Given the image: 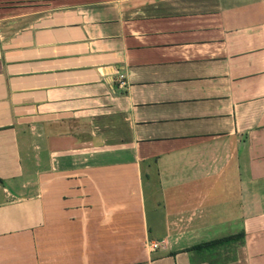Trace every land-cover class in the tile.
Wrapping results in <instances>:
<instances>
[{"label":"crops","instance_id":"crops-1","mask_svg":"<svg viewBox=\"0 0 264 264\" xmlns=\"http://www.w3.org/2000/svg\"><path fill=\"white\" fill-rule=\"evenodd\" d=\"M0 264H264V0H0Z\"/></svg>","mask_w":264,"mask_h":264},{"label":"trees","instance_id":"trees-1","mask_svg":"<svg viewBox=\"0 0 264 264\" xmlns=\"http://www.w3.org/2000/svg\"><path fill=\"white\" fill-rule=\"evenodd\" d=\"M244 240V233H237V234H232L229 236L221 237V238H216L212 239L209 241L201 242L198 243L188 249L190 250H195L199 252H205V251H211L213 249L217 248H224L226 246L238 243L239 241Z\"/></svg>","mask_w":264,"mask_h":264},{"label":"rangeland","instance_id":"rangeland-1","mask_svg":"<svg viewBox=\"0 0 264 264\" xmlns=\"http://www.w3.org/2000/svg\"><path fill=\"white\" fill-rule=\"evenodd\" d=\"M146 191H147L146 192V206H147V209H148V215H149V217H152L151 211H152V207H153V205L155 203V199L157 198V200H158V198L161 197L162 194L158 193V195L154 196L153 195L154 187L151 185V183L147 182V179H146ZM150 220H151V218H150ZM154 243H158L159 244V242L155 240V241H151L150 245H153ZM207 256L208 257H212L213 255L212 254H208Z\"/></svg>","mask_w":264,"mask_h":264},{"label":"built area","instance_id":"built-area-1","mask_svg":"<svg viewBox=\"0 0 264 264\" xmlns=\"http://www.w3.org/2000/svg\"><path fill=\"white\" fill-rule=\"evenodd\" d=\"M119 81H120V84L122 86H126L127 85V80H126V76L124 73H120L119 75ZM158 245V243H154L153 246L156 247Z\"/></svg>","mask_w":264,"mask_h":264}]
</instances>
